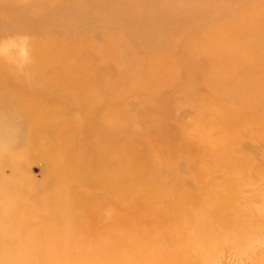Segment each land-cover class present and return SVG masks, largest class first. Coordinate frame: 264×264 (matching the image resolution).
Listing matches in <instances>:
<instances>
[{
  "label": "rangeland",
  "instance_id": "rangeland-1",
  "mask_svg": "<svg viewBox=\"0 0 264 264\" xmlns=\"http://www.w3.org/2000/svg\"><path fill=\"white\" fill-rule=\"evenodd\" d=\"M181 263L264 264V0H0V264Z\"/></svg>",
  "mask_w": 264,
  "mask_h": 264
},
{
  "label": "bare ground",
  "instance_id": "bare-ground-1",
  "mask_svg": "<svg viewBox=\"0 0 264 264\" xmlns=\"http://www.w3.org/2000/svg\"><path fill=\"white\" fill-rule=\"evenodd\" d=\"M51 99V98H50ZM172 124H168V123H166V129H168L167 130V132L169 133V132H171V130H172ZM152 129V128H151ZM150 132V131H149ZM141 137V136H140ZM143 138V137H142ZM145 139V138H144ZM222 138H210V137H208V138H205V137H203V140H204V142L205 143H207V145L208 146H210V147H217V145H218V142L221 140ZM197 182V181H196ZM200 186V185H199ZM120 192L119 191H116V193L114 192V200H112V202H107L106 204H109V203H115V204H117L120 208H121V210H124V209H129L130 207H129V201H131V200H135L136 198H137V196L136 197H134V199H131V195L130 194H120V195H118ZM106 194V193H105ZM108 196V195H107ZM110 196H108L107 198H109ZM139 197V196H138ZM127 199H128V201H127ZM116 201V202H115ZM127 203V204H126ZM113 220H115L114 222H113V224H110V226L109 227H105V228H103V229H101V232H103V234L104 235H108V237H112V235L113 236H115L116 235V238H118L119 236H125V235H123L124 233H126L125 232V230H126V228L124 227L123 228V230H121V228H119L121 225H117L118 224V220L117 219H113ZM139 223V222H138ZM135 227H134V230H135V232H137L138 231V227H136V226H138V225H134ZM109 231H110V234H109ZM112 231V232H111ZM128 233V232H127ZM118 234V235H117ZM138 235V234H137ZM170 235V234H169ZM140 236H142L140 239L142 240V242H141V240H140V242L141 243H143V242H145V241H149V240H151V239H153L155 236H153V237H150L151 236V234L149 235V233L146 231V233L145 234H143V235H140ZM162 236V235H161ZM160 236V237H161ZM137 239V238H136ZM163 239V238H162ZM161 239V240H162ZM106 240H107V238H106ZM110 240V239H109ZM156 240H158V239H156ZM160 240V241H161ZM176 241V240H175ZM155 242V241H154ZM154 244V243H153ZM163 244H164V242H163ZM141 246V245H140ZM160 247H162V246H160ZM110 248H112V246L110 247ZM138 248V247H137ZM152 248V247H151ZM150 248V249H151ZM161 249V248H160ZM148 249H146V251H147ZM152 250H154V249H152ZM136 251V250H135ZM139 251V250H138ZM141 251V250H140ZM139 251V252H140ZM145 251V250H144ZM180 251V250H179ZM179 251L178 252H176V253H179ZM155 252V251H154ZM153 252V253H154ZM174 252V253H175ZM141 253L143 254V252L141 251ZM152 253V254H153ZM157 253L158 254H160V256L158 257L159 259H160V257H162L163 256V254L161 255V253H159L158 251H157ZM156 253V254H157ZM162 253H164V252H162ZM140 254V253H139ZM156 254H155V256H156ZM152 256V255H151ZM155 256H153L152 258L153 259H155ZM170 257L171 256H173V255H169ZM176 256L177 257H175V258H177L176 260H175V258H172V260H175V261H177L178 260V262H176V263H180V262H182L181 260H182V256L180 255V256H178L177 254H176ZM147 257V256H146ZM164 257V256H163ZM162 257V258H163ZM151 258V259H152ZM157 258V259H158ZM161 258V259H162ZM167 258H168V255H167ZM146 259V258H145ZM147 259H148V257H147ZM163 259H165V257L163 258ZM162 259V260H163ZM171 259V258H170ZM156 260V259H155ZM151 261V260H150ZM159 261V260H158ZM170 261V260H169ZM174 261V262H175ZM168 262V261H167ZM167 262H165V260H164V262L163 263H167ZM160 263V262H159ZM182 264V263H181Z\"/></svg>",
  "mask_w": 264,
  "mask_h": 264
}]
</instances>
